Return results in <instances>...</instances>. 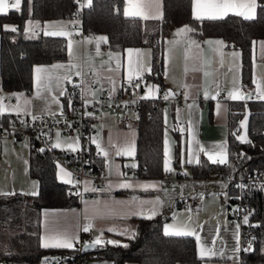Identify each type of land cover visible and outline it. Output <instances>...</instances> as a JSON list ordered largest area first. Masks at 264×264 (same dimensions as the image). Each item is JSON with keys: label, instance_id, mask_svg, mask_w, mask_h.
I'll return each mask as SVG.
<instances>
[{"label": "crops", "instance_id": "0c3cea01", "mask_svg": "<svg viewBox=\"0 0 264 264\" xmlns=\"http://www.w3.org/2000/svg\"><path fill=\"white\" fill-rule=\"evenodd\" d=\"M133 2L146 5V7L141 8V12L144 15L151 17L162 13L161 0H133ZM128 6V0H123V13ZM129 16L142 20L154 19H144L142 16ZM27 21L29 20L24 22V29ZM71 21L70 18H64L46 20L41 23L32 22L34 25L38 24L35 31L45 33L46 30H55L70 33ZM4 25L14 26L4 23L2 25L3 28ZM182 26L184 25L172 28L169 34L163 38L161 79L164 89L160 90L158 88L157 90L153 88V98H159L162 103L164 174L161 177L153 178L140 177L136 174V161L134 159L137 135L135 116L127 110L118 112L101 110L94 117L92 123L94 132L88 137V142L92 150H98L96 145L99 144L103 152H107V156L101 152L103 156L101 167L106 177V189L94 198L81 197L78 199L76 206L41 209L39 214V244L41 243L40 238L42 235H46L51 231L63 232L65 230L76 236L81 244H83V241L87 242V236H91L93 241L96 236H101L102 234L101 237L104 240L105 236L112 234V232L118 233L119 230H123L126 227L130 228L132 226L130 219L144 218L141 215H131L130 212L143 211L145 214H150V210L154 206L153 203L141 204V202H155L159 199L161 203L157 206V214L152 218L159 217L162 219V232H164L165 225H172L176 229H195L196 233L201 237V245L213 247L214 251L217 252V255L211 258H200V264H234L233 250L237 246L235 235L237 224L229 217V197L224 208L222 190L225 185V191L229 194L227 183L215 174L206 178L193 177L190 167L197 163L195 158L191 164L186 162V149L189 139L188 127L191 124L192 135L199 142L198 145H194V149H198L199 145L210 148L214 145L226 144L227 151L228 102L240 101L228 99V92L240 88V65L239 57H237V64H226V62L233 61L231 53L238 51L236 48L226 45L219 37L199 38L194 33L188 34L190 39H186L183 36H175L176 31ZM101 36L103 35L85 33L78 36L75 40H71V54L68 35L61 36L66 38L67 41L66 58L62 61L45 65H34L32 67V88L29 94L5 92L0 87V97H3L0 103L5 106L6 110L9 109L5 113H13L18 116L11 109L19 105L21 109L19 114L24 116H59L63 98L60 92L63 91L64 93L66 82L76 77L77 72L80 74L90 72L93 75L96 85L94 93H98L99 87L102 86L120 87L128 82L129 61L131 58L134 67L138 56L135 51L137 49L140 50L139 56L141 62L145 65V70L140 76L146 77L151 60L149 47L112 49L107 46L106 42H100L99 47H97V38ZM191 39L197 41L199 44L198 48L189 46ZM216 40H222L224 45L217 46L205 43L206 41ZM261 40L264 41V39H258L254 43L252 57L255 53H259L264 59V46L261 45V49L257 47L258 41ZM174 41L175 43H173ZM217 47H219V52L214 51ZM128 49H133L134 51L130 54ZM220 53H223V56ZM186 56L187 59L185 58ZM214 56H217V59H213ZM261 56L256 58V64L259 63ZM54 65H63L64 67L53 68ZM37 67L48 71L36 73L35 69ZM65 75L69 76L70 79H65ZM214 75L219 78L215 80L217 85L212 82ZM135 76L137 75L133 71V77ZM37 77H42V79L38 80ZM259 86L264 88V82L259 84ZM165 89H169L174 93L173 99L165 100L163 98ZM219 89H221L223 94L222 97L217 94ZM242 89L245 91L248 88ZM180 90H182L181 95L179 93ZM206 90L208 91L207 98L205 97ZM146 92L147 88L142 95L144 96ZM248 92L250 95L258 93V87L254 86V89ZM185 94H187V99H185ZM213 96L215 99L212 98ZM9 100L13 102L10 103ZM189 105H192V107L189 108ZM181 128L184 129L183 132ZM51 133L48 135L49 137ZM93 140H95V143H93ZM166 140L170 171H165ZM124 148L131 149L132 155H116L118 150L123 152ZM28 149L27 143L23 147L18 146L17 142L10 137L0 138V192L24 194L31 192L33 188L37 191L36 180L28 175ZM54 149L72 152L67 146L62 149ZM182 150L184 151L185 160L183 164L181 163ZM198 158L199 160L204 158L208 161L204 153H198ZM128 171L133 173L129 174ZM64 172H67V169L63 165L56 164V177L63 183L67 179L64 176ZM177 172L184 176L182 184H176L173 180ZM166 176H169L170 182L166 179ZM121 183H128L131 187H120ZM146 185H155V187H145ZM83 187L84 193L90 191V183L88 181L83 183ZM86 188L88 189L87 191L85 190ZM181 197L199 200L201 210L191 212L179 208L177 200ZM85 224H91L88 232L83 231ZM109 228L117 231L110 232L108 231ZM191 237L194 239L196 255L199 258L196 236ZM239 247L242 249L240 228ZM50 249L54 250V248ZM240 253L241 251L237 253L238 264L240 263ZM82 264H109V261L105 259L83 260ZM124 264L135 263L127 261Z\"/></svg>", "mask_w": 264, "mask_h": 264}, {"label": "trees", "instance_id": "16d2710c", "mask_svg": "<svg viewBox=\"0 0 264 264\" xmlns=\"http://www.w3.org/2000/svg\"><path fill=\"white\" fill-rule=\"evenodd\" d=\"M264 6V0H257ZM116 5V8H113ZM76 0H22L20 11L9 9L0 14V87L5 92L29 94L32 88V67L66 58L67 41L61 36L46 35L42 31L25 33L26 20L44 22L69 18L76 8ZM123 0H91L83 8L79 23L83 31L101 34L112 49L124 47H149L150 83L164 89L161 79L162 42L172 28L189 25L199 37H219L226 45L236 48L239 56V82L242 88L251 86V62L254 43L264 39V7L257 8L256 18L229 14L221 20L196 21L191 16V0H161L162 19L142 20L125 16ZM12 24L17 32L6 31L2 25ZM65 100L62 98V104ZM247 109L248 140L241 143L235 137L239 122ZM16 118L12 113L0 114V122L8 124ZM227 163L213 164L201 158L190 167L195 178L210 175L227 177L264 172V101L246 99L229 101L227 108ZM136 174L140 177H161L164 174L162 152V103L159 98L143 101L135 120ZM236 129V130H235ZM28 175L37 182L38 195H0V264H34L53 253L62 260H102L109 264H200L191 236H166L161 230L162 219L132 218L135 239L112 232V240L129 247L106 244L96 246L91 252L71 249H44L39 244V214L43 208H68L76 206L78 198L66 194V184L55 173L56 164L43 151L28 149ZM244 153V156H238ZM102 164L101 160L97 161ZM229 194L234 192L227 188ZM234 202L229 198V203ZM241 205L250 226L251 251H241L239 264H264V190L251 189L242 196ZM232 219V214H229ZM245 236H243V239ZM107 241V240H105ZM53 254V255H54Z\"/></svg>", "mask_w": 264, "mask_h": 264}, {"label": "built area", "instance_id": "2783aa9c", "mask_svg": "<svg viewBox=\"0 0 264 264\" xmlns=\"http://www.w3.org/2000/svg\"><path fill=\"white\" fill-rule=\"evenodd\" d=\"M77 6L69 17L71 21V35H68L69 40H75L78 36L84 35L86 32L82 30L79 18L84 7L88 6L85 0H76ZM116 8V5H113ZM18 28V27H17ZM133 84L139 83V88L129 86V82L122 84L120 87H99V92L94 93L96 85L93 80V75L90 72L81 73L76 77L68 80L65 85V91L62 95L65 104H62L60 115L51 117L47 115H35L36 120L32 116H17L8 124L0 122V138L10 137L14 141L25 140L29 148L35 151L44 149L54 161L55 164L63 165L67 172L70 173L68 180L72 183H66L65 192L69 196H75L80 199L83 196L94 198L97 194L106 189V177L104 175L102 165L98 164V160H102V153L98 150H92L88 137L94 132L92 125L94 117L101 110H110L118 112L127 110L131 112L135 118H138L140 113V105L147 99H140L143 92L146 90L145 85H150V81L145 76L133 77ZM94 93V95H93ZM180 95L182 90H180ZM218 96L222 97L221 89L217 91ZM251 100H261L257 93H252ZM111 97V98H110ZM85 98L90 101L85 105ZM152 99V98H151ZM135 101V102H133ZM12 103V100H9ZM71 102V104H70ZM127 102V103H125ZM90 114V115H89ZM71 125V128L68 125ZM52 131H59L64 136H75L79 138V147L76 151L65 152L52 148L48 136ZM47 135H41V133ZM238 134V130L234 133ZM132 174V171H128ZM230 188L234 194L232 198L234 202L230 204V214L232 221L235 224H240L241 230V247L248 248L251 243L250 226L253 224L248 219V223L243 222L246 212L243 211L241 199L251 189H259L264 185V172L254 171L245 175H230L222 177L218 174ZM166 179L170 182L169 176ZM176 184L184 182V176L177 172L173 178ZM90 183V191L84 193L83 183ZM243 185V187H238ZM94 189V190H93ZM177 206L183 210L196 212L201 210L199 200H193L190 197H181L177 200ZM243 236L245 238L243 239ZM87 242L92 241L91 236H87ZM81 250V243L76 244ZM58 264H82V259L62 260L57 259Z\"/></svg>", "mask_w": 264, "mask_h": 264}, {"label": "snow or ice", "instance_id": "6c2138e0", "mask_svg": "<svg viewBox=\"0 0 264 264\" xmlns=\"http://www.w3.org/2000/svg\"><path fill=\"white\" fill-rule=\"evenodd\" d=\"M30 2V0H29ZM129 6L125 8L124 14L125 16H142L144 19H149V18H154V19H162V13L156 15V16H149V15H144L141 12V8L146 7V5L140 4V3H134L133 0H128ZM91 5V0H88V6ZM158 6V4H157ZM258 7H264L262 5H259L257 0H192V16L193 19L196 21L203 22L205 19L207 20H221L227 17L230 13L237 15V16H242L245 20H252L256 18L257 14V8ZM14 9L17 11H20L22 9V0H0V14H7L9 12V9ZM38 26V24L34 25L31 20L26 22L25 26V33L33 32L35 34V28ZM4 29L6 31H12V32H17L18 28L16 26H10V25H4ZM196 29L192 28L189 25H184L181 28H179L176 33L174 34L175 36H183L186 39H190L188 34L194 33ZM46 35H71L70 33H65L63 31H55V30H46L45 31ZM98 44L97 47H99L100 42H107L106 37H98L97 38ZM175 43V41L173 42ZM205 43L209 44H215L217 46H223L224 42L222 40H216V41H206ZM255 43V42H253ZM189 46H195L199 47V44L197 41L194 39L190 40V45ZM262 46H264V42H262ZM71 47H72V41L69 40V50L71 54ZM134 50L133 49H128V52L131 54ZM138 53L137 60L135 63V66L133 67L131 58L129 61V75H128V82L130 87L134 88H139L140 84L135 83L133 84V71H135L136 75L139 77L140 74L145 70V65L141 62L139 52L140 50L137 49L135 50ZM214 51L219 52V47L214 49ZM111 55V54H110ZM221 56H223V53H220ZM233 57H239L240 53L239 52H233L231 53ZM187 59V56L185 57ZM64 67L63 65H54L53 68H62ZM150 71V68L147 69ZM48 70L42 69L37 67L35 69L36 73H44ZM77 75H80L79 72L76 73ZM207 75V73H205ZM65 79H70L69 76L65 75ZM38 80H41L42 77H37ZM253 83H256L255 80H253ZM147 88V92L145 93L144 96L140 97V99H151L153 98V88H157L158 86L154 85H145ZM39 94V93H38ZM63 91L60 92V95H63ZM94 95V93H93ZM170 95H174V93H165L164 94V99L167 100L169 99ZM208 96V91H205V97L207 98ZM258 96L259 99L264 100V88H261L258 85ZM111 98V97H110ZM187 94H185V99H187ZM215 99V97H212ZM251 96L250 94H244L240 91V89H234L232 91L228 92V99L231 100H246L250 99ZM3 100V97H0V101ZM135 102V101H133ZM90 103L85 98V105ZM127 103V102H125ZM71 104V102H70ZM189 108L192 107V105L188 106ZM219 108V105H218ZM15 111L18 115L21 111L20 106L16 105L14 109H11ZM6 111L5 106L0 103V114H3ZM179 112V110H177ZM90 115V114H89ZM33 120H36L37 117L35 115L32 116ZM69 128H71V125H68ZM241 127H245V121H241ZM181 131L183 132L184 129L181 128ZM188 134H189V139L187 141V163L191 164L193 163V160L195 158V162L197 164L200 163V160L198 158V153H204L207 156L208 161H210L213 164L219 163V164H226L227 163V151H226V144H219V145H214L210 148H205L203 145H199L198 149H194V145H198L199 142L196 141L192 135V125L189 124L188 127ZM41 135H47L46 133H41ZM56 138L57 142L52 144V148H59L62 146V143H67V147L71 149L72 151H76L77 147L79 146V138H75L73 142H62L60 139V132L57 131L56 133ZM72 140L73 138H69ZM238 140H240L241 143H250V141L247 139V136H238ZM93 143H95V140H93ZM166 147H165V171H170L171 169L169 168V159L168 157V148H167V140L165 141ZM99 152H103V149H101V146L99 144L96 145ZM40 151H44V149H40ZM105 156H107V152H103ZM121 154H126V155H132V150L129 148H124L123 152L121 150H118L116 155H121ZM238 156H244V153H238ZM185 162L184 160V151H181V163L183 164ZM63 171V169H61ZM70 173L64 172L65 177H70ZM65 183H72L71 180H64ZM87 183V182H86ZM120 187L127 188L131 187L130 184L128 183H121L119 185ZM110 187V185H109ZM145 187H155V185H146ZM238 187H243V185H239ZM261 189L264 190V185H261ZM86 191L88 190L87 188L85 189ZM94 190V189H93ZM26 195H33L36 196L38 195V192L33 188V190L29 193H24ZM0 195H15L13 192H0ZM135 199V198H134ZM144 203H153V207L150 210V214H145L143 211L141 212H130L131 215H141L144 216V218L151 219L153 216L157 214L158 208L157 206L160 205V200L157 199L155 202H141V204ZM243 222L245 224L248 223V216L245 215ZM91 227V224H85L83 227L84 232H88ZM239 228L240 224L236 225V239H237V246L233 250V260L234 264H238V257L237 253L240 251H251V243H249L248 248L241 249L239 247ZM108 231H117L116 229L109 228ZM119 235H124L127 236L129 239H135L136 233L134 229H129V228H124L123 230L118 231ZM164 235L166 236H196V240L198 243V256L201 259H204L205 257L211 258L215 255H217V252L214 251L213 247H207V246H202L201 245V237L196 233L195 229L193 230H186V229H176L172 225H165L164 227ZM102 236V234H101ZM101 236H97L91 243L89 244L88 242H85L84 247H94V246H104L106 244H111V245H116V246H122V247H129L128 244H121L119 241L116 240H103ZM40 246L44 249H71L74 247V244L78 242V238L72 234H70L67 230L63 232L59 231H51L48 232L46 235H42L40 238ZM215 243V242H213ZM53 259V264H58V261L56 258ZM43 264H49V258L45 257L43 259Z\"/></svg>", "mask_w": 264, "mask_h": 264}, {"label": "rangeland", "instance_id": "374dc122", "mask_svg": "<svg viewBox=\"0 0 264 264\" xmlns=\"http://www.w3.org/2000/svg\"><path fill=\"white\" fill-rule=\"evenodd\" d=\"M88 1V0H87ZM59 22H61V20H59ZM45 24V23H44ZM193 28V27H192ZM169 34V33H168ZM167 36V35H166ZM262 42H264L263 40H261V41H258V43H257V47H258V49H261V45H262ZM237 50V49H236ZM238 51V50H237ZM261 56V54H259V53H255L254 55H253V57H252V62H253V64H252V74H251V86L250 87H248V89H245V91H243V89L241 88V86H240V91L242 92V93H244V94H248L249 92V90H253L254 89V86L255 87H258V85L259 84H263V82H264V79H263V76H264V59L262 58V56H261V58H260V61H259V63L258 64H256L257 63V61H256V58L257 57H260ZM213 59H217V56H214V58ZM239 59V58H238ZM237 61V57H233V61H231V62H226V64H237L238 62H236ZM216 63V62H215ZM219 78L217 77V76H215L214 75V80H212V82H213V84L214 85H217V81H215V80H218ZM253 80H255L256 81V84L254 85V83H253ZM151 85H154L155 86V84H151ZM254 85V86H253ZM157 89V88H156ZM175 90V89H174ZM258 94V93H257ZM240 101H242V100H240ZM244 101V100H243ZM262 101H264V100H262ZM6 111H9V109L8 110H6ZM14 113H16V112H14ZM13 114V113H12ZM14 115V114H13ZM14 116H16V115H14ZM18 116H20V117H22V116H24V115H22V114H19ZM17 117V116H16ZM53 117H57L58 118V115L57 116H53ZM236 130V129H235ZM238 131H239V129H238ZM56 133H57V131H52V133H51V135H50V137L48 136V139L50 138V144L52 145L53 143H56L57 142V138H56ZM69 138H73L72 140H70ZM75 138H77V137H70V136H64V135H61L60 134V139H61V141L62 142H73L74 141V139ZM17 142V145L18 146H23L24 147V145L26 144V142H25V140L24 139H22L21 141H16ZM78 143H79V141H78ZM67 146V143H62V148H64V147H66ZM61 147H59V148H57V149H62ZM79 147V146H78ZM91 187H89V189H90ZM82 189L84 190V187H82ZM223 201H224V208H225V205H227V198L229 197H232V195L231 194H227V192L225 191V185H224V188H223ZM164 233V232H163ZM97 237V236H96ZM102 239H103V237H101ZM87 239V238H86ZM104 240H112V235L111 234H108L107 236H105V238H104ZM84 242L85 241H83V244H84ZM34 264H43V259H41V260H39L38 262H36V263H34ZM49 264H53V260H50L49 259Z\"/></svg>", "mask_w": 264, "mask_h": 264}, {"label": "water", "instance_id": "95a60500", "mask_svg": "<svg viewBox=\"0 0 264 264\" xmlns=\"http://www.w3.org/2000/svg\"><path fill=\"white\" fill-rule=\"evenodd\" d=\"M169 92L172 93L169 89H165V93H169ZM169 98L173 99L174 95H170ZM248 119H249V112L246 109L244 111L243 117L241 118V120L239 122L238 134H235L236 139H237L238 136H244V135H246L247 138H248ZM241 121H245V127H241ZM238 141H240V140H238ZM229 208H231V207L229 206ZM88 243L90 244L91 242H88ZM84 244L81 245V251L82 252H91L93 249L96 248V246H94V247H84ZM45 257L49 258L50 260H53L52 258H56V260L58 259L57 255H47Z\"/></svg>", "mask_w": 264, "mask_h": 264}]
</instances>
